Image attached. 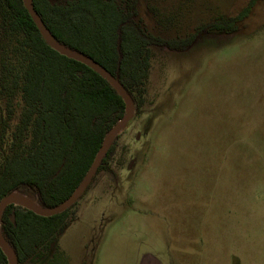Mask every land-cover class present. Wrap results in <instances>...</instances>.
I'll use <instances>...</instances> for the list:
<instances>
[{
    "label": "rangeland",
    "instance_id": "1",
    "mask_svg": "<svg viewBox=\"0 0 264 264\" xmlns=\"http://www.w3.org/2000/svg\"><path fill=\"white\" fill-rule=\"evenodd\" d=\"M250 1L139 0L138 19L149 32L183 37ZM153 51L143 111L133 105L111 170L78 200L50 258L136 264L155 252L168 264H200V237L206 259L214 238L227 247L233 235L264 264V0L236 32Z\"/></svg>",
    "mask_w": 264,
    "mask_h": 264
},
{
    "label": "trees",
    "instance_id": "2",
    "mask_svg": "<svg viewBox=\"0 0 264 264\" xmlns=\"http://www.w3.org/2000/svg\"><path fill=\"white\" fill-rule=\"evenodd\" d=\"M256 1L186 36L164 37L138 19L139 0H32L56 40L92 57L121 81L137 114L143 111L154 47L185 51L206 34L236 32ZM125 112V101L107 79L48 44L24 0H0V201L18 192L43 207L64 202ZM114 149L115 141L87 189L101 171L111 170ZM84 193L48 217L16 204L5 208L0 228L19 264H56L50 254L75 219ZM0 264H9L1 248Z\"/></svg>",
    "mask_w": 264,
    "mask_h": 264
},
{
    "label": "water",
    "instance_id": "3",
    "mask_svg": "<svg viewBox=\"0 0 264 264\" xmlns=\"http://www.w3.org/2000/svg\"><path fill=\"white\" fill-rule=\"evenodd\" d=\"M24 1L26 6L29 8L31 15L34 18L40 33L42 34L44 39L48 42V44L53 49L60 52L61 54L88 65L89 67L97 71L102 77L107 79L125 101L126 112L124 118L118 121L114 125V127L108 132V134L104 139L102 147L99 149L95 157L93 164L86 173L82 182L79 184L77 189L72 193V195L68 199H66L64 202L60 203L55 207L49 208V207L41 206L38 202H36L33 198L29 196H26L18 192H12L0 201V217L3 211L5 210V208L11 204L19 205L21 207H24L28 210L35 212L38 215L45 217L60 213L65 209H67L69 206H71L80 197V195L85 192L88 185L92 182V179L94 175L97 173L103 158L106 156L108 150L116 140L122 126L130 116L129 115L130 109H132L134 105V100L132 95L129 93L127 88L121 83V81L116 76H114L110 71L104 68L92 57L86 55L85 53L77 51L73 48H70L64 45L63 43L59 42L58 40H56L52 35V33L50 32V30L48 29V27L46 26V24L44 23V21L42 20L39 13L35 10L32 0H24ZM0 248L3 251V253L7 256L9 264H19L18 256L14 251V249L9 245V243L3 237L1 228H0Z\"/></svg>",
    "mask_w": 264,
    "mask_h": 264
},
{
    "label": "crops",
    "instance_id": "4",
    "mask_svg": "<svg viewBox=\"0 0 264 264\" xmlns=\"http://www.w3.org/2000/svg\"><path fill=\"white\" fill-rule=\"evenodd\" d=\"M227 240V247L223 245L221 240L215 241L213 239L212 246L208 247V256L205 259L206 251L205 240L200 237V264H253L252 259L253 247L245 237L237 238L229 235ZM228 249V251H227ZM222 250L226 253L224 259L221 257ZM223 259V260H222ZM136 264H168L165 259L158 253L147 252L142 258H139Z\"/></svg>",
    "mask_w": 264,
    "mask_h": 264
},
{
    "label": "bare ground",
    "instance_id": "5",
    "mask_svg": "<svg viewBox=\"0 0 264 264\" xmlns=\"http://www.w3.org/2000/svg\"><path fill=\"white\" fill-rule=\"evenodd\" d=\"M132 113V109H130V111H129V115Z\"/></svg>",
    "mask_w": 264,
    "mask_h": 264
}]
</instances>
